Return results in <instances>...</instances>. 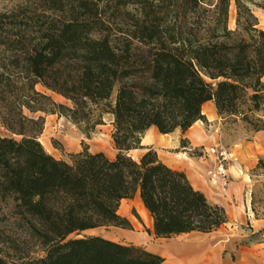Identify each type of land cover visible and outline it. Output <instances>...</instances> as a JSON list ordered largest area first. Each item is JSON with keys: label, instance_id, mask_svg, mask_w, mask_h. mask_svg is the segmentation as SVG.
I'll return each mask as SVG.
<instances>
[{"label": "trees", "instance_id": "1", "mask_svg": "<svg viewBox=\"0 0 264 264\" xmlns=\"http://www.w3.org/2000/svg\"><path fill=\"white\" fill-rule=\"evenodd\" d=\"M21 1L0 11V54H13L0 60V264H163L142 245L85 233L133 229L119 208L137 194L157 238L228 223L224 206L142 140L152 127L185 133L207 119L210 100L220 117L241 114L248 100L259 107L264 29L250 3L264 9V2L234 0L232 29V0ZM38 83L72 105L53 101ZM24 108L65 116L87 134L111 114L116 156L83 143L55 157L39 139L45 118ZM258 170L264 174V158L252 174ZM257 204L252 190V211L264 218Z\"/></svg>", "mask_w": 264, "mask_h": 264}, {"label": "rangeland", "instance_id": "2", "mask_svg": "<svg viewBox=\"0 0 264 264\" xmlns=\"http://www.w3.org/2000/svg\"><path fill=\"white\" fill-rule=\"evenodd\" d=\"M258 3H263L264 0H254ZM23 3L21 0H0V11H10L16 9V4ZM254 10L255 15L259 19V27L264 28V9L250 3ZM133 8V6H129ZM237 9L235 1L232 0L229 8V26L234 29L236 27ZM12 53L7 52L6 54H0V60H13ZM36 90L50 96L53 101L57 103H62L67 106H71V101L63 97L62 95L48 90L43 87L40 83L36 84ZM264 95V93H263ZM253 101L248 100L247 103L242 107V113L239 115H231L226 117H220L216 120L210 121L208 118L206 120H201L199 125L204 130L205 134L208 136V141L203 144H195L188 137V133H182L180 130H176L171 134V143L177 142V147L169 145L167 148L163 149L168 156L170 154L180 153L181 155L187 153L191 157H196L204 165V170L207 172V178L210 180V172L214 169V159L209 156L207 150L212 146L222 147L227 149L233 154L237 159V149L246 143V141L254 140V134L256 129L264 126V96L260 100L259 107L255 108ZM48 105V103H47ZM24 113L32 118H38L43 116L45 118L44 130L40 134V141H48L53 147V155L57 158H66V153L78 152L82 150L83 143H86L91 151H103L109 157L114 158L117 154V149L115 148L112 131H113V116L111 114L104 115V124L99 125L95 132L85 133L78 125L67 119L65 116H59L58 114H51L46 112H36L32 113L27 108H24ZM0 133H5L3 129L0 128ZM183 140H186L187 144L183 146ZM43 144V143H42ZM145 146H149V143H144ZM45 147V146H44ZM156 150V147H154ZM261 153L264 154L263 150ZM144 152L143 149H138L132 151L131 154L134 157L140 156ZM160 152V151H159ZM183 155V158L185 157ZM186 155V156H187ZM256 159V163L250 166L248 163H244L241 160H237L234 166L230 170L231 180L235 181L241 192L243 191V196L250 198L252 190L255 191L256 199L258 200V210L261 214H264V174L262 170L256 171L257 174H252V169L258 164L259 159ZM264 158V156L262 157ZM197 168V166H196ZM190 171V170H188ZM210 182L211 189H207V196L211 201L224 200V196H227V189L218 188ZM137 197L133 199L124 200L119 210L122 214L127 215L132 220L133 229H123L120 227L111 226L108 228H99L92 231L85 232L86 234H101L107 238L123 241V242H136L139 244H146L152 246L156 242L169 241L167 239H158L155 234L153 227L147 225L143 218L141 217L137 208ZM232 209L234 208V203L229 199ZM236 205V204H235ZM135 212L138 214L139 218L136 216ZM120 213V214H121ZM233 221V220H232ZM225 225L216 236L227 237L228 234L233 233L234 226L233 222ZM237 231H241L247 234L244 237H236V242L239 243H249L253 241L251 230L247 224L244 225V229L240 227L235 228ZM187 237H179V239H184ZM216 238V237H215ZM177 240V237H174ZM36 256L43 255V251L40 247H36Z\"/></svg>", "mask_w": 264, "mask_h": 264}, {"label": "crops", "instance_id": "3", "mask_svg": "<svg viewBox=\"0 0 264 264\" xmlns=\"http://www.w3.org/2000/svg\"><path fill=\"white\" fill-rule=\"evenodd\" d=\"M204 105H209L212 109V113L215 115L214 118H210L207 114H205L206 118L210 121L219 118L217 108L212 100L207 101ZM172 133L168 134L171 135ZM254 138V140L246 141V143L237 149V155L240 160L244 163L250 164V166H253L256 163L255 161L258 157L262 158L264 156V154L261 153L262 151H260L262 149L264 152V130L255 132ZM170 140L171 137L164 141L165 145L160 144L159 146H156L154 144H150L149 146H152L153 148L156 147V151L159 155L160 149H165L169 145L177 147V142L171 143ZM168 154V156L159 155V157L161 160L165 161V158L175 155L170 153ZM186 155L182 159V162H173V168L185 171L192 185L196 189L203 191L207 196V189H211V185L209 182L210 180L207 178V172L203 169L204 165L196 157ZM246 157L249 158L244 159ZM208 174H210L209 171ZM227 190V196H224L225 201H215V203L224 206L227 210L229 221L225 225H228L233 220L232 222L234 226H238L241 229H244V225L247 224L252 234L263 230L264 218L255 217L251 208V200L250 198L243 196V191L241 192L239 185L235 181L231 180ZM137 195L135 197H137ZM229 199L233 202L235 201V209H232ZM121 215L128 217L124 214ZM129 219L131 220V218ZM225 225L217 231L211 233L197 231L184 233L175 236L177 237V240L174 239V237L158 238L161 240L167 239L169 241L156 242L152 246L136 242L133 243L142 245L147 250L161 255L164 258L163 264H264V235L260 241L254 240L249 243L242 244L236 242V237H244L247 234L237 231L235 229L236 227H234L232 229L233 233L228 234L227 237L221 238L216 236V233L224 228ZM179 237L187 238L178 240Z\"/></svg>", "mask_w": 264, "mask_h": 264}, {"label": "bare ground", "instance_id": "4", "mask_svg": "<svg viewBox=\"0 0 264 264\" xmlns=\"http://www.w3.org/2000/svg\"><path fill=\"white\" fill-rule=\"evenodd\" d=\"M203 113L207 114L210 118H214V114L212 113V109L210 108L209 105H204L203 106ZM188 133V137L192 140L193 143L195 144H200V143H205L208 141V136L205 134L204 130L201 128V126L199 125V121H197L191 128H189V130L187 131ZM171 137V135L169 134H162L158 131V129L156 127H152L150 128L144 135L142 142L143 143H149V144H154L156 146L161 145H165V142L167 139H169ZM41 140V139H40ZM43 143V145L45 146L46 150L48 152H50L51 154L53 153V147L51 146V144L48 141H41ZM135 151V150H134ZM160 156H163L164 154H166V152L163 149H160ZM185 155V154H183ZM183 155H181L180 153H176L174 156L169 157V158H165V163L168 164L169 166H172L173 162H182L183 159ZM136 159L139 158L135 157ZM249 157H246L244 159H248ZM237 160H240V158L238 157ZM125 199L122 200V202ZM121 202V203H122ZM137 208L138 211L141 215V217L143 218V220L145 221V223L151 227H153V217L151 215V213L149 212V210L144 206L143 201L141 200L140 196L137 195ZM119 213H121V211L119 210ZM122 214V213H121Z\"/></svg>", "mask_w": 264, "mask_h": 264}, {"label": "built area", "instance_id": "5", "mask_svg": "<svg viewBox=\"0 0 264 264\" xmlns=\"http://www.w3.org/2000/svg\"><path fill=\"white\" fill-rule=\"evenodd\" d=\"M214 159V169L210 171V181L218 188L227 189L231 183L230 170L237 159L227 149L212 146L207 150Z\"/></svg>", "mask_w": 264, "mask_h": 264}, {"label": "water", "instance_id": "6", "mask_svg": "<svg viewBox=\"0 0 264 264\" xmlns=\"http://www.w3.org/2000/svg\"><path fill=\"white\" fill-rule=\"evenodd\" d=\"M143 144V143H142ZM144 145V144H143Z\"/></svg>", "mask_w": 264, "mask_h": 264}]
</instances>
